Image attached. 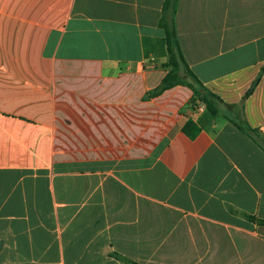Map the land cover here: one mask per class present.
Returning a JSON list of instances; mask_svg holds the SVG:
<instances>
[{
    "label": "crops",
    "instance_id": "crops-1",
    "mask_svg": "<svg viewBox=\"0 0 264 264\" xmlns=\"http://www.w3.org/2000/svg\"><path fill=\"white\" fill-rule=\"evenodd\" d=\"M163 2L0 0V264H264V0H174L215 116Z\"/></svg>",
    "mask_w": 264,
    "mask_h": 264
},
{
    "label": "trees",
    "instance_id": "trees-1",
    "mask_svg": "<svg viewBox=\"0 0 264 264\" xmlns=\"http://www.w3.org/2000/svg\"><path fill=\"white\" fill-rule=\"evenodd\" d=\"M174 11V0H164L162 6V16L158 22V25L164 31V41L166 45L167 55V59L164 63L166 73L160 80L159 84L146 93V97L155 96L175 85H183L188 87L192 91V102L197 101L203 104L205 109L211 115L215 116L219 113L220 106L223 105V103L214 93L206 89V87L201 83V81L197 78V76L187 65L180 50L174 29ZM228 106L236 108L235 105ZM236 112L238 113V109L236 110ZM236 115L238 118V114ZM238 120L239 121L232 120V123L242 132L252 136L254 140H257L260 147L264 150V143L257 139V133L253 129H250L243 119L241 120L239 118ZM192 124V121H186L182 127V130L185 133L192 135L193 133L190 131ZM197 130L198 128L194 127V131ZM246 216L251 220H255L253 216ZM257 221L264 222V220L262 219H257Z\"/></svg>",
    "mask_w": 264,
    "mask_h": 264
}]
</instances>
